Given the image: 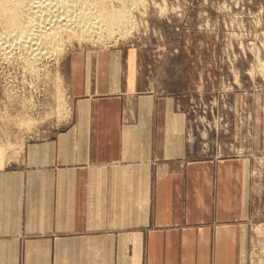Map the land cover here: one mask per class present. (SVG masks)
Returning <instances> with one entry per match:
<instances>
[{"label":"crops","instance_id":"obj_1","mask_svg":"<svg viewBox=\"0 0 264 264\" xmlns=\"http://www.w3.org/2000/svg\"><path fill=\"white\" fill-rule=\"evenodd\" d=\"M68 66V124L0 138V264H251L249 159L193 153L135 52Z\"/></svg>","mask_w":264,"mask_h":264},{"label":"rangeland","instance_id":"obj_2","mask_svg":"<svg viewBox=\"0 0 264 264\" xmlns=\"http://www.w3.org/2000/svg\"><path fill=\"white\" fill-rule=\"evenodd\" d=\"M23 1L18 11L23 22L32 19L33 36L17 42L19 36L15 40L16 34L0 22V138L8 135L13 142L14 134L22 133L26 141L68 124L70 115L59 119L55 110L61 101L71 111L67 70L73 52L129 49L135 52L143 80L178 101L186 145L193 153L221 152L225 143L229 153L249 159L256 212L249 258L251 264H264V0H100L102 11L109 10L106 17L129 13L128 29L126 24L113 26L127 33L115 43L107 40L114 28L105 30L104 23L95 28L98 11L92 4L86 9L91 0L71 3L69 14L78 15L71 17L75 34L61 31L58 38L45 39L42 30L50 21L65 23L60 6H48L50 0ZM77 32L83 39L76 38ZM24 128H33L32 136Z\"/></svg>","mask_w":264,"mask_h":264},{"label":"bare ground","instance_id":"obj_3","mask_svg":"<svg viewBox=\"0 0 264 264\" xmlns=\"http://www.w3.org/2000/svg\"><path fill=\"white\" fill-rule=\"evenodd\" d=\"M22 2H24L23 0H21ZM21 1L20 0H0V22H1V24L3 25V27L5 28V29H10V31H12V32H14L16 35V37L14 36L13 38L15 39V38H17L18 36H19V38L17 39V42L20 40V37H22L21 39H23V38H27L28 39V36H30L31 37V35L33 36V33L31 32V30H33L32 28H30V23H31V18L30 17H26L27 18V20H26V22H23L22 20L23 19H21V13H19V11H18V7H22V6H20V5H22L23 3H21ZM46 1V0H45ZM77 1V0H76ZM79 1V0H78ZM89 1V0H88ZM92 1V0H91ZM90 1V3H88V6H86V9L88 8V7H91V6H94L93 8L95 9V11H98V12H96L97 14H96V16L94 17V23H95V25L97 24V27H95L94 25V27L96 28V29H98L99 27H100V25L101 24H103L104 23V26H102V28L103 29H105V30H108V31H110V30H112L113 28L115 29V27H113V26H119V25H121V24H126L125 26H126V28H127V24H128V21H129V13H128V11H122L119 15L116 13V12H113L112 14H111V17H106L107 16V14L109 13V10L107 11V10H103L102 11V9H104L103 7H101V6H103L102 5V3H101V1L100 0H93L92 2ZM47 2H49V0L47 1ZM46 2V3H47ZM51 2H52V5H54V6H57V5H59L60 6V8H61V10H62V12H63V14H64V19H65V23H63V25H62V23H60V21L59 20H57L56 22L54 21H50V19H49V21L51 22L50 24H49V26H46L43 30H42V33H44V39H45V36L47 37L48 35H50L52 38H56L58 35L57 34H61L60 32L61 31H64V32H66L67 34H70V36H72L73 34H75V27H73L74 26V24H72L73 22V20H72V18L74 17V16H78L75 12H78V11H75L74 12V14H76V15H74V16H71L70 14H69V9H72V5H74V1L73 0H50V2L49 3H47V5L49 4H51ZM71 3H73L72 5H71ZM80 4H81V2H79ZM83 4L85 3V2H82ZM89 4H92L91 6H89ZM29 5V4H28ZM48 5V6H49ZM79 5V4H78ZM77 5V6H78ZM10 6V7H9ZM51 6V5H50ZM59 6H58V8H59ZM75 6H76V4H75ZM80 6V9L79 10H81L82 9V5H79ZM29 7V6H28ZM27 7V8H28ZM43 7V6H42ZM26 8V7H25ZM41 8V7H40ZM44 9V8H43ZM47 9V8H46ZM55 9V8H54ZM73 9H76V8H73ZM83 9L85 10V7L83 6ZM114 9V8H113ZM20 10V9H19ZM50 10H51V8H50ZM53 10V9H52ZM78 10V9H77ZM84 10H82V12L84 11ZM89 10H90V8H89ZM89 10H86V12L87 11H89ZM26 12H27V10H25ZM47 12L49 11V10H46ZM71 11V10H70ZM91 11H93V10H91ZM101 11V12H100ZM111 11V10H110ZM115 11V10H114ZM29 12V11H28ZM57 12V11H56ZM53 13V12H52ZM85 13V12H84ZM88 13V12H87ZM33 14V13H32ZM31 14V15H32ZM36 14V13H35ZM80 14H81V12H80ZM80 14H79V16H80ZM110 14V13H109ZM29 15V14H28ZM34 15V14H33ZM41 15V14H40ZM87 15H89V16H91L90 15V12L87 14ZM24 16V15H23ZM81 16H83V15H81ZM114 18H113V17ZM34 17V16H33ZM53 17V16H52ZM72 17V18H71ZM87 18L88 16H85L84 15V18ZM92 17V16H91ZM90 17V18H91ZM38 19H39V17H38ZM44 19V18H43ZM54 19V18H53ZM57 19V18H56ZM45 20L47 21V17L45 18ZM52 20V19H51ZM76 20V19H75ZM86 20V19H85ZM38 22V24H39V21H37ZM59 23L61 24V25H59ZM75 24H76V22H74ZM85 23V22H84ZM87 23H90V22H87ZM86 23V24H87ZM32 24V23H31ZM34 24V23H33ZM32 24V25H33ZM85 24V25H86ZM90 24H93V23H90ZM44 25H45V23H44ZM88 25V24H87ZM98 25H99V27H98ZM64 28H63V27ZM89 26V25H88ZM87 26V27H88ZM124 26V27H125ZM33 27H34V25H33ZM86 27V26H85ZM90 27V26H89ZM3 28V29H4ZM36 28V27H35ZM63 28V29H62ZM90 29H91V27H90ZM96 29H95V32L94 33H96ZM99 29H101V27L99 28ZM113 29V31H115ZM128 29V28H127ZM36 30V29H35ZM40 30V29H39ZM85 30H87V29H85ZM84 30V31H85ZM94 31V30H93ZM8 32H9V30H8ZM34 32V31H33ZM89 32H90V30H89ZM99 32H101L100 30L98 31L97 30V33L99 34ZM4 33V32H3ZM6 33V32H5ZM63 33V32H62ZM83 33V32H82ZM87 33H88V31H87ZM114 33V32H113ZM39 34H41V33H39ZM89 34V33H88ZM91 34H93V32H91ZM100 34H102V33H100ZM115 34H116V36L117 37H115ZM115 34H112V35H109L108 36V38H107V40L108 41H112V42H117L116 40L120 37V38H124L125 36H126V31H124V30H121L120 29V27H119V29H118V31L116 30V32H115ZM10 35H12V33L10 34ZM43 35V34H42ZM3 36H5V35H3ZM13 36V35H12ZM36 36H40V35H36ZM35 36V37H36ZM85 35L84 34H81V33H79V32H77L76 33V38H81V39H83V37H84ZM87 37L88 38H90L91 36H90V34L89 35H87ZM12 38V39H13ZM34 38V37H33ZM37 38H39L40 40H41V38L40 37H36V41H37ZM58 38V37H57ZM59 38H60V36H59ZM62 38V37H61ZM100 39V36H97L96 35V39ZM104 38H105V36H104ZM103 38V39H104ZM14 39H13V41H14ZM27 39H25V41L27 40ZM31 39V38H30ZM49 39V38H48ZM81 39H79V40H81ZM5 40H6V36H5ZM16 40V39H15ZM34 40V39H33ZM54 40V39H53ZM58 40V39H57ZM78 40V41H79ZM21 41H23V40H21ZM39 41V40H38ZM37 41V42H38ZM50 41V40H49ZM55 41V40H54ZM61 41H62V39H61ZM100 41H103V40H100ZM58 42V41H57ZM60 42V41H59ZM106 42V41H105ZM14 43V42H13ZM31 43V42H30ZM53 43V42H52ZM60 45V44H59ZM4 47H5V45H4ZM57 47H58V45H57ZM59 54H60V52L59 53H55L54 54V56L56 57V58H58V56H59ZM35 59V58H34ZM55 112H56V114L55 115H57V117L60 119L61 117L62 118H64L65 116H67V114H68V112H69V106L65 103V102H61V101H59V104H58V107H57V109L55 110ZM3 147V146H2ZM21 147V146H20ZM4 148H5V146H4Z\"/></svg>","mask_w":264,"mask_h":264}]
</instances>
